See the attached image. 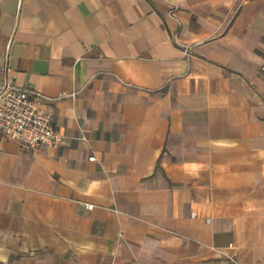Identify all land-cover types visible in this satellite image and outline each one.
I'll use <instances>...</instances> for the list:
<instances>
[{"label":"crops","instance_id":"1","mask_svg":"<svg viewBox=\"0 0 264 264\" xmlns=\"http://www.w3.org/2000/svg\"><path fill=\"white\" fill-rule=\"evenodd\" d=\"M9 44L61 139L0 133V264H264V0H0Z\"/></svg>","mask_w":264,"mask_h":264},{"label":"built area","instance_id":"2","mask_svg":"<svg viewBox=\"0 0 264 264\" xmlns=\"http://www.w3.org/2000/svg\"><path fill=\"white\" fill-rule=\"evenodd\" d=\"M9 49L10 44L7 46L5 62L0 66V78L3 81L0 90V133L9 141L20 143L28 149L55 146L59 144L61 134L53 126L52 116L45 109L46 99L34 90L10 85L17 76L12 75L8 66ZM7 76L9 79L6 80ZM89 159L94 160V157ZM92 208V205H85L88 211ZM232 261L236 264L234 259Z\"/></svg>","mask_w":264,"mask_h":264}]
</instances>
